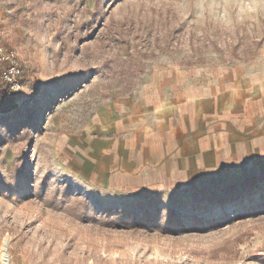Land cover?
<instances>
[{"label": "rangeland", "instance_id": "obj_1", "mask_svg": "<svg viewBox=\"0 0 264 264\" xmlns=\"http://www.w3.org/2000/svg\"><path fill=\"white\" fill-rule=\"evenodd\" d=\"M0 42L24 84L0 113V264L4 247L7 264H264V168L111 191L61 147L157 68L258 57L264 0H0ZM250 176L263 179L245 194Z\"/></svg>", "mask_w": 264, "mask_h": 264}, {"label": "crops", "instance_id": "obj_2", "mask_svg": "<svg viewBox=\"0 0 264 264\" xmlns=\"http://www.w3.org/2000/svg\"><path fill=\"white\" fill-rule=\"evenodd\" d=\"M61 147L79 180L111 191L264 168V52L216 68H157L134 93L100 104Z\"/></svg>", "mask_w": 264, "mask_h": 264}, {"label": "built area", "instance_id": "obj_3", "mask_svg": "<svg viewBox=\"0 0 264 264\" xmlns=\"http://www.w3.org/2000/svg\"><path fill=\"white\" fill-rule=\"evenodd\" d=\"M0 74L14 94H19L23 90V67L18 52L2 42H0Z\"/></svg>", "mask_w": 264, "mask_h": 264}, {"label": "trees", "instance_id": "obj_4", "mask_svg": "<svg viewBox=\"0 0 264 264\" xmlns=\"http://www.w3.org/2000/svg\"><path fill=\"white\" fill-rule=\"evenodd\" d=\"M16 107V95L11 91L10 86L5 83L0 74V113L12 111ZM263 177L250 176L244 180L242 190L245 194H250L253 188ZM224 195L233 200L237 195L236 186H231L224 190Z\"/></svg>", "mask_w": 264, "mask_h": 264}, {"label": "bare ground", "instance_id": "obj_5", "mask_svg": "<svg viewBox=\"0 0 264 264\" xmlns=\"http://www.w3.org/2000/svg\"><path fill=\"white\" fill-rule=\"evenodd\" d=\"M7 260H8V255L5 252V247H4V253L2 256V264H7Z\"/></svg>", "mask_w": 264, "mask_h": 264}]
</instances>
